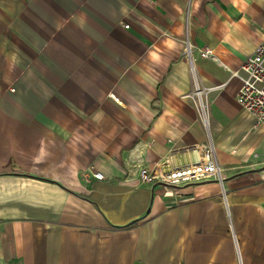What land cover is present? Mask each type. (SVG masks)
Listing matches in <instances>:
<instances>
[{"label": "crops", "instance_id": "crops-1", "mask_svg": "<svg viewBox=\"0 0 264 264\" xmlns=\"http://www.w3.org/2000/svg\"><path fill=\"white\" fill-rule=\"evenodd\" d=\"M262 40L264 0H0V264H264V127L236 103ZM185 42L217 59L192 54L208 130ZM208 142L222 189L137 179Z\"/></svg>", "mask_w": 264, "mask_h": 264}, {"label": "built area", "instance_id": "built-area-1", "mask_svg": "<svg viewBox=\"0 0 264 264\" xmlns=\"http://www.w3.org/2000/svg\"><path fill=\"white\" fill-rule=\"evenodd\" d=\"M124 28H128V26H124ZM193 52H196L201 59L213 61L217 59L210 48L194 49L188 42H185L184 55L190 64L192 90L183 98L192 100L198 119L203 127L208 130V93L213 89L202 87L198 81L192 64ZM240 70L245 76L242 78V85L237 92L236 103L244 113L252 117L255 126L264 127V40L256 46L253 54L241 63ZM200 152L201 156L196 163L169 172H161L158 165H155V169L139 166L137 179L143 184L173 189L205 181H214L222 189V172L216 162L212 144L208 142ZM252 156L256 160L264 161V152L261 154L254 153ZM92 177L98 181L103 180L102 175L98 172L92 173Z\"/></svg>", "mask_w": 264, "mask_h": 264}, {"label": "trees", "instance_id": "trees-1", "mask_svg": "<svg viewBox=\"0 0 264 264\" xmlns=\"http://www.w3.org/2000/svg\"><path fill=\"white\" fill-rule=\"evenodd\" d=\"M122 228H124V227H120L119 229H122Z\"/></svg>", "mask_w": 264, "mask_h": 264}, {"label": "rangeland", "instance_id": "rangeland-1", "mask_svg": "<svg viewBox=\"0 0 264 264\" xmlns=\"http://www.w3.org/2000/svg\"><path fill=\"white\" fill-rule=\"evenodd\" d=\"M209 102V101H208Z\"/></svg>", "mask_w": 264, "mask_h": 264}]
</instances>
